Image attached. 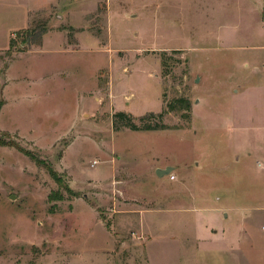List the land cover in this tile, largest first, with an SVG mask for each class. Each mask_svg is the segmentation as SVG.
<instances>
[{
  "label": "rangeland",
  "instance_id": "rangeland-1",
  "mask_svg": "<svg viewBox=\"0 0 264 264\" xmlns=\"http://www.w3.org/2000/svg\"><path fill=\"white\" fill-rule=\"evenodd\" d=\"M0 103V264H264V0H0Z\"/></svg>",
  "mask_w": 264,
  "mask_h": 264
},
{
  "label": "trees",
  "instance_id": "trees-1",
  "mask_svg": "<svg viewBox=\"0 0 264 264\" xmlns=\"http://www.w3.org/2000/svg\"><path fill=\"white\" fill-rule=\"evenodd\" d=\"M44 29L45 30L43 31V33H46L47 28ZM166 105H167L166 109L161 113H157V114L150 113L145 116L139 117V119L126 112L115 113L112 116L113 129L123 130V128H127L134 132L171 130V128L164 123V119H163L166 115L171 114V112H184L181 118H183L185 121L191 119L190 118L191 104L187 99L186 100L173 99ZM1 107L2 104L0 103V111L2 109ZM0 146H10V147L15 146L18 148V146L14 142L12 143L2 140H0ZM18 149L23 153H25L26 155H31L34 158V155L24 152V150H22L21 148ZM50 173L52 177L56 180L58 185H60L61 178L53 170H50ZM67 190L69 193H72L71 189H69L68 187ZM49 198H52V196H50Z\"/></svg>",
  "mask_w": 264,
  "mask_h": 264
},
{
  "label": "crops",
  "instance_id": "crops-1",
  "mask_svg": "<svg viewBox=\"0 0 264 264\" xmlns=\"http://www.w3.org/2000/svg\"><path fill=\"white\" fill-rule=\"evenodd\" d=\"M237 86V85H235ZM242 85H239V87H234L233 93L235 94H239L241 93V89H242ZM259 89H261V87H259V85H256L255 88L253 89V91H258ZM247 89H244L243 91L245 92ZM242 91V92H243ZM6 103V102H5ZM174 168V167H173ZM212 207V206H210ZM223 208L224 207H212V208H208L209 209V213H211V221L209 222V225H205V227H203V229H207L208 234H206V236H200L199 241H203V243H209L212 245H215L217 242H224L227 241V237L226 235L227 233V229L224 227V224L222 223V218H221V214L223 215ZM206 209V210H208ZM196 209H193V211H195ZM187 212L191 211L189 210H185ZM202 211V210H201ZM226 213H224L225 215ZM221 222V223H220ZM237 243L243 248L248 249L252 246V243L250 242V238L247 234H242L239 236V239L237 241Z\"/></svg>",
  "mask_w": 264,
  "mask_h": 264
},
{
  "label": "water",
  "instance_id": "water-1",
  "mask_svg": "<svg viewBox=\"0 0 264 264\" xmlns=\"http://www.w3.org/2000/svg\"><path fill=\"white\" fill-rule=\"evenodd\" d=\"M173 170H174L173 167L168 168V169H158L157 174L159 177H164V176L170 175Z\"/></svg>",
  "mask_w": 264,
  "mask_h": 264
},
{
  "label": "built area",
  "instance_id": "built-area-1",
  "mask_svg": "<svg viewBox=\"0 0 264 264\" xmlns=\"http://www.w3.org/2000/svg\"><path fill=\"white\" fill-rule=\"evenodd\" d=\"M96 164H97V162H96V161H94V162H93V166H94V165H96Z\"/></svg>",
  "mask_w": 264,
  "mask_h": 264
}]
</instances>
